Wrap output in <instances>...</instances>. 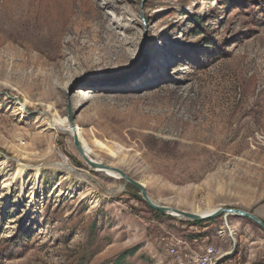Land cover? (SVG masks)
<instances>
[{"label":"rangeland","instance_id":"374dc122","mask_svg":"<svg viewBox=\"0 0 264 264\" xmlns=\"http://www.w3.org/2000/svg\"><path fill=\"white\" fill-rule=\"evenodd\" d=\"M69 112L155 203L264 221V0H0V264H176L178 241L264 264L252 220L156 215L94 171L49 126Z\"/></svg>","mask_w":264,"mask_h":264},{"label":"water","instance_id":"95a60500","mask_svg":"<svg viewBox=\"0 0 264 264\" xmlns=\"http://www.w3.org/2000/svg\"><path fill=\"white\" fill-rule=\"evenodd\" d=\"M69 120L71 123L75 122L74 117H73L71 112H69ZM73 139H74V143H75V146H76L78 152L84 157L85 161L88 164L93 165L92 162L85 156L83 148L80 144L79 138L76 134L73 136ZM107 168L111 169V171L118 173L121 176V178L126 181L127 184H131L134 187H136L137 189H139L140 194L142 195V198L147 203V205L149 207H151L152 209H154L158 212H161L163 214L173 216L176 218L192 220V221H205V220L213 219V218H216V217H219L222 215L227 220L230 215H235L238 217H245V218L252 220L253 222L258 224L264 230V221H262L254 213L248 212V211L243 210V209H232V208L220 207L212 215L203 216L197 212H188V211L179 210V209H176V208H173L170 206L157 204L149 197L147 189L142 182L133 179L125 171H123L122 169H120L118 167H115V166L111 167V166L107 165Z\"/></svg>","mask_w":264,"mask_h":264},{"label":"bare ground","instance_id":"6f19581e","mask_svg":"<svg viewBox=\"0 0 264 264\" xmlns=\"http://www.w3.org/2000/svg\"><path fill=\"white\" fill-rule=\"evenodd\" d=\"M122 1V0H121ZM111 4V3H110ZM28 26V25H26ZM124 26V25H122ZM127 27V26H126ZM167 59V58H166ZM165 62H167L169 64V61L166 60ZM82 88H79L78 89V93H86L85 91L86 90H83L81 91ZM21 106V105H20ZM22 109V107H20ZM23 112V111H22ZM49 115V114H48ZM48 119V122H49V126L50 128L52 129H57V130H60V131H63V132H66L68 133L72 138L73 136L76 134L79 138V141H80V144L83 148V151H84V154L85 156L92 162L93 165L92 168L94 169V171H97V172H102V173H105L106 175H109L111 177H115V178H121V176L114 172V171H111V169H108L107 168V165L108 166H111L109 164H105L103 161L99 160V159H94L92 156H91V152L89 149H87V147L83 144L82 142V130H81V127L78 125V124H75L74 123H71L68 119V117H64L63 119H57L55 117H50L47 118ZM82 156V155H81ZM83 157V156H82ZM84 158V157H83ZM113 167V166H111ZM23 170H24V167H21V173H23ZM40 175V170H36V176L39 177ZM218 208H215V209H211V210H207V211H198L197 213L203 215V216H209V215H212ZM210 248H217L216 246H212ZM221 250L219 249V252ZM223 256V253L220 254L219 257H217V260Z\"/></svg>","mask_w":264,"mask_h":264},{"label":"built area","instance_id":"2783aa9c","mask_svg":"<svg viewBox=\"0 0 264 264\" xmlns=\"http://www.w3.org/2000/svg\"><path fill=\"white\" fill-rule=\"evenodd\" d=\"M168 250L172 252L176 264H217V257L220 256L219 247L210 248V244L193 249L180 245L178 241V249Z\"/></svg>","mask_w":264,"mask_h":264},{"label":"trees","instance_id":"16d2710c","mask_svg":"<svg viewBox=\"0 0 264 264\" xmlns=\"http://www.w3.org/2000/svg\"><path fill=\"white\" fill-rule=\"evenodd\" d=\"M150 208H151V207H150ZM151 210H152L153 212H155L156 215L168 216V215L163 214V213H161V212H158V211H156V210H154V209H152V208H151ZM168 217H169V216H168ZM212 220H214V219H210V220H206V221H192V220H190L189 222H192L193 224H196V225H202V224H204V223H206V222H210V221H212Z\"/></svg>","mask_w":264,"mask_h":264}]
</instances>
